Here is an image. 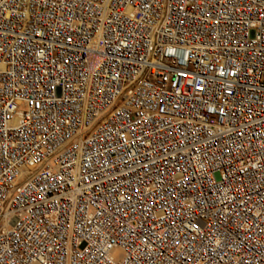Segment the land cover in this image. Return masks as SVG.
Returning <instances> with one entry per match:
<instances>
[{
    "label": "built area",
    "instance_id": "1",
    "mask_svg": "<svg viewBox=\"0 0 264 264\" xmlns=\"http://www.w3.org/2000/svg\"><path fill=\"white\" fill-rule=\"evenodd\" d=\"M0 264H264V0H0Z\"/></svg>",
    "mask_w": 264,
    "mask_h": 264
}]
</instances>
